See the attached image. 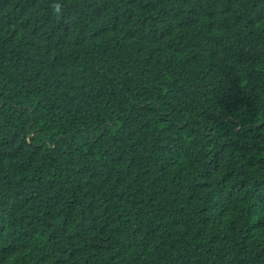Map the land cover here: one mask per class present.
<instances>
[{
    "label": "trees",
    "instance_id": "1",
    "mask_svg": "<svg viewBox=\"0 0 264 264\" xmlns=\"http://www.w3.org/2000/svg\"><path fill=\"white\" fill-rule=\"evenodd\" d=\"M0 264H264V0H0Z\"/></svg>",
    "mask_w": 264,
    "mask_h": 264
}]
</instances>
